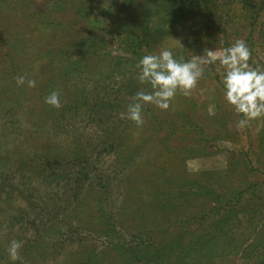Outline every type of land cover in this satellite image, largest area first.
I'll return each mask as SVG.
<instances>
[{"label": "rangeland", "instance_id": "obj_1", "mask_svg": "<svg viewBox=\"0 0 264 264\" xmlns=\"http://www.w3.org/2000/svg\"><path fill=\"white\" fill-rule=\"evenodd\" d=\"M184 2L0 0V264H123L118 242L135 248L133 236L147 243L150 229L176 235L174 264H264V116L237 128L219 63L204 64L197 88L169 110L145 105L142 127L121 118L138 90H151L138 83V61L162 45L189 59L243 39L249 63L264 69V10L251 27L264 0L245 9L212 0L218 26ZM144 24L161 37L141 43ZM53 91L59 109L44 102ZM77 152L86 166L72 163ZM158 187L180 197L152 225ZM119 214L124 228L111 219ZM185 214L196 224H175Z\"/></svg>", "mask_w": 264, "mask_h": 264}, {"label": "clouds", "instance_id": "obj_2", "mask_svg": "<svg viewBox=\"0 0 264 264\" xmlns=\"http://www.w3.org/2000/svg\"><path fill=\"white\" fill-rule=\"evenodd\" d=\"M183 47L182 43L180 44ZM175 44L162 45L158 53L145 54L137 63V80L140 85L150 86V91L138 90L127 106L126 118L142 127L145 123L144 106L153 105L161 111L173 106L177 93L190 96L204 77V64H215L223 68L220 84L225 101L232 106L237 115H241L237 128H243L251 120L264 116V69L253 67L249 61L251 50L243 39L235 40L222 50H208L203 55L189 59L177 58ZM206 56V58H205ZM25 76L16 77L17 86H23ZM28 87H35V80H27ZM46 104L59 109L61 98L59 92L53 91L45 97ZM194 171L197 169H193ZM21 242H10L8 253L15 262L20 259Z\"/></svg>", "mask_w": 264, "mask_h": 264}, {"label": "trees", "instance_id": "obj_3", "mask_svg": "<svg viewBox=\"0 0 264 264\" xmlns=\"http://www.w3.org/2000/svg\"><path fill=\"white\" fill-rule=\"evenodd\" d=\"M184 4L185 6H188L189 8H191L190 10H196V11H201L204 13V16L207 20V26L215 24L216 26H218V23L214 22L212 20V15L214 13V8L211 7V3L212 0H184ZM248 0H244V9L245 7L248 8V4H246ZM175 2V0H174ZM264 3V2H263ZM264 10V4H260V5H254V11L252 13V19H253V23L251 24V27L254 26L255 22L257 21V19H259L262 11ZM176 12V11H174ZM173 12V13H174ZM181 12V11H180ZM176 14V13H175ZM171 23V22H170ZM143 28V34L142 36H140L141 39V43H145L147 41V39H154V36H158L161 37V28H155L154 30L151 29L147 24H144L142 26ZM171 28V27H169ZM168 32V31H167ZM169 35H171V33H169ZM133 53H137V52H133ZM75 154V153H74ZM73 164H80L83 163L88 164V158H86L83 154L77 152L76 155L74 156V159L71 160ZM86 166V165H85ZM154 192H152V195L149 196V205H157L159 206V208H155L159 214H157L155 211V209L153 210L156 214V216L154 215V222H152V225L156 224L159 220V218H161V216H159L161 214V209H168L166 211L170 212L171 211V207H173L174 201H176V199H178L180 196L176 197V199L172 197L173 194H169L167 192H165L162 187H158L155 190H152ZM175 191V190H174ZM178 192V191H176ZM174 193V192H172ZM179 193V192H178ZM154 194V195H153ZM238 200H241V196L238 197ZM96 203V201H95ZM83 205L87 206L85 202H79L78 204V208H81ZM146 207V205H143V208ZM79 211H81V209H79ZM141 211V210H138ZM140 217H142V215H139ZM114 217V216H113ZM111 217V219L117 220V223L119 225L120 228H124L123 226H125L126 222L123 225V219L121 218L122 216L119 215H115V217L113 218ZM181 220H179V222H176L175 224H180L182 225H186V223H189V225L191 224H196L198 218L196 217H189L185 214V216H181L180 217ZM202 220V219H200ZM106 223V222H105ZM225 224V222H223ZM174 224V225H175ZM103 228L107 227L106 224H103L102 226ZM113 226L109 225V230H106L107 233H105L107 235L108 238L113 239L112 234H114V232L112 231ZM147 227L142 228L143 232H147L148 230L146 229ZM170 229V228H169ZM139 231V230H138ZM163 231V230H161ZM158 230H149L147 232V237L146 239L148 240V244L144 242V237L141 236L142 232H138V234H136V237L133 236V241H134V246L135 248H129L128 244L125 242H118L119 244L116 245V249L121 251L124 257V261L123 264H174V262H170L167 260V258H170L171 254L175 253V247H178L176 243V235L173 232H161ZM140 234V235H139ZM158 235L160 236V238H157ZM162 236V237H161ZM170 236H175V237H170ZM180 237V236H179ZM191 239H189L190 243H199V240H197V238L193 237V236H189ZM168 238V243L169 245H166L164 242L165 240ZM115 239V237H114ZM160 239V242L158 241ZM154 241V242H153ZM156 241H158L159 243H157ZM163 242V243H162ZM156 244H158L156 246ZM155 245V246H154ZM136 255V256H135ZM138 262V259L142 260ZM136 259V261L134 260ZM81 264H96V262H94L91 258H89L88 260H85L84 262H82Z\"/></svg>", "mask_w": 264, "mask_h": 264}]
</instances>
